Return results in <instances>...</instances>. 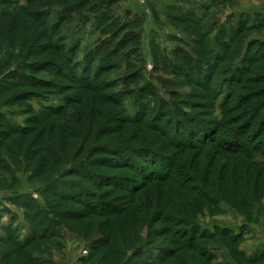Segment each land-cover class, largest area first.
I'll use <instances>...</instances> for the list:
<instances>
[{
  "label": "rangeland",
  "instance_id": "rangeland-1",
  "mask_svg": "<svg viewBox=\"0 0 264 264\" xmlns=\"http://www.w3.org/2000/svg\"><path fill=\"white\" fill-rule=\"evenodd\" d=\"M259 102L264 0H0V264H264Z\"/></svg>",
  "mask_w": 264,
  "mask_h": 264
},
{
  "label": "trees",
  "instance_id": "trees-1",
  "mask_svg": "<svg viewBox=\"0 0 264 264\" xmlns=\"http://www.w3.org/2000/svg\"><path fill=\"white\" fill-rule=\"evenodd\" d=\"M32 33V35H35L34 34V32L32 31L31 32ZM257 58V57H256ZM105 59V60H104ZM103 59V62H107L108 61V63L110 62V61H112V58L110 57V56H106L105 58ZM107 63V64H108ZM103 66L104 65H102V68H103ZM214 71V70H213ZM215 73V72H214ZM232 73H234V72H232ZM215 75V74H214ZM213 75V76H214ZM237 75V74H236ZM97 88L98 89V85H92V86H88V84H87V86H86V88ZM192 102V101H191ZM190 102V103H191ZM264 105V102H259V103H257V106L255 105V104H253V106H251L252 108H247V111L248 112H250V113H252V112H254L255 111V108L257 109H259L260 107H262ZM261 111L263 112L264 111V109H262L261 108ZM58 113H59V111H57ZM56 112V113H57ZM158 113H160V114H162V112L161 111H158ZM246 115H249V114H246V113H242L241 115H240V117L238 118V119H240L239 121H242L243 119H244V117L246 116ZM260 115V114H259ZM264 115V114H263ZM190 119V121L191 122H195L196 123V125L199 127V132H196V133H198V138L199 139H202V138H210V140H215V143L216 144H218V145H220V144H225V150L226 151H228V152H231V153H237V152H239V151H246V150H248L250 153H252L253 152V149H252V147H247V146H245V143L243 142V140L244 139H248V140H250V141H252V139H249V138H246V136L244 137V135H242V133L243 134H245V131H246V126H247V124H245L244 122L242 123V126L241 127H239V128H234V130H231V131H227V132H225L224 134H221L220 133V128L218 129L217 127H215L214 126V124L215 123H213L212 121H206V120H204V119H202V118H198V117H196V116H190L189 117ZM184 122V121H183ZM185 123V122H184ZM184 123H181L180 124V127H178L177 128V130L176 131H186V135L184 136V137H178V136H176L175 135V137H174V134L173 133H175L174 132V130H172V125L170 124V125H168V126H166V128L165 127H156V126H153V127H155L159 132H161V133H164V132H166V136H167V139H168V142H170L173 146H175V147H178V145H174V143H173V141L174 140H177V139H179V140H185V139H187V137L190 135V134H193V135H196V133L194 134V130H189V129H186L185 128V126H184ZM263 125H264V120H263V122H261ZM217 125V124H216ZM209 126V127H208ZM252 128V126H250V129ZM259 130L261 129V128H258ZM9 130V129H8ZM165 130V131H164ZM259 130H257V134H259ZM164 131V132H163ZM250 134V133H249ZM221 138V142H219V141H217V138ZM177 138V139H176ZM261 138H263V140H261V142H260V144L259 145H261V148H262V154H263V156H264V134H262V136L260 137V139ZM204 139H202V140H204ZM181 140V141H182ZM246 141V140H245ZM182 142H180V144H181ZM221 146V145H220ZM240 147V148H239ZM122 149V148H121ZM180 149H181V151H184V150H186V149H184L183 148V146L182 147H180ZM184 149V150H183ZM258 149H254V151H257ZM136 151V150H135ZM139 151H141V150H139ZM150 151H152V150H150ZM247 152V151H246ZM151 153H153L152 154V157H154V159H153V162H154V166L152 167V169L150 170V171H154V173H153V175L154 176H158L157 175V173H158V171H159V166L161 167V166H163V165H161V164H163V163H166V165L165 166H163V168H164V171L163 172H165V177H163V178H154L155 179V181H160V182H166V181H173V180H175L176 179V177H173V175H172V173H171V171L172 170H178V168H177V166L175 165V160H174V162L171 164V165H168L167 164V160L166 159H164L163 157H161V156H159L160 155V153L158 152V151H153V152H151ZM157 153H159V154H157ZM118 154H121V153H118ZM166 161V162H165ZM109 165H110V162H107ZM160 164V165H159ZM86 166V165H85ZM74 168V167H73ZM72 168V169H73ZM89 170V168L86 166V167H84V170H83V175L87 172ZM161 170V169H160ZM149 171V170H148ZM160 172V171H159ZM72 173H74V172H72ZM65 174H69V173H67V172H65ZM64 174V175H65ZM159 174V173H158ZM157 179V180H156ZM154 181V180H153ZM53 185H52V183L51 184H49V190L51 189L50 187H52ZM80 187V186H79ZM71 199H73L74 198V195H72V194H69L68 195ZM90 207V206H89ZM39 217H41L40 215H39ZM37 231V230H36ZM36 231H34L35 233H34V235L32 236V238L30 239V241L29 242H31L32 244L34 243V242H36L37 240H38V236H37V234L39 233L38 231L36 232ZM50 231H48V233H49ZM47 232H45V233H43V234H46ZM43 234H41L40 236H42L41 237V239L42 238H45V236H43ZM218 234H220V235H222L223 237H228V238H230L231 240H233V241H235L236 242V240L238 239V237H236V236H232L231 235V233L229 232V231H220ZM192 236H193V238H191V239H193V240H198V238H212L213 236H215V235H213V234H210V233H202V234H200V232H199V230L197 231V230H195L194 229V231L192 232ZM188 245H189V243H188ZM22 248H24V247H21V249ZM140 250H141V255H142V257H144L143 256V248H139ZM195 250H197L196 248H193L192 249V251H195ZM203 251V250H202ZM166 254H165V256H160L159 258H157V259H153L152 257H149V258H145V260H144V262L142 263V264H163V263H165L167 260V258L172 254V252H170V251H166L165 252ZM202 255H204V258H205V260L207 261V262H209V260H211V258H210V256H208V254H206V253H201ZM173 259H174V257H173ZM151 260V261H150ZM259 260V259H258ZM258 260H256V259H252V260H247L248 262H246V260H245V264L247 263V264H261L263 261H262V259L260 258V260L258 261ZM150 261V262H149ZM183 264V263H182Z\"/></svg>",
  "mask_w": 264,
  "mask_h": 264
}]
</instances>
